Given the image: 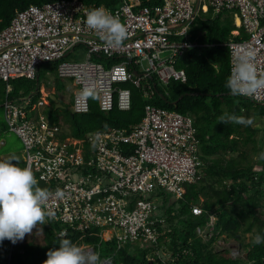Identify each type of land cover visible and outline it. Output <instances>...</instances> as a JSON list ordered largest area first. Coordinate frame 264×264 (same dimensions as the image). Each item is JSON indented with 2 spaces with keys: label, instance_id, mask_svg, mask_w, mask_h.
I'll return each mask as SVG.
<instances>
[{
  "label": "built area",
  "instance_id": "1",
  "mask_svg": "<svg viewBox=\"0 0 264 264\" xmlns=\"http://www.w3.org/2000/svg\"><path fill=\"white\" fill-rule=\"evenodd\" d=\"M157 1L119 0L116 7L106 9L127 28L123 46L115 49H106L85 23L87 13L101 6H86L78 0L30 5L0 30V80L5 84L1 107L6 129L22 144L24 159L19 163L30 167L37 181L53 193L46 204V211L53 213L48 221L68 227L80 239L98 229L96 249L80 246L99 257L102 244L111 239L118 248L127 243H158L165 230L158 231L164 218L156 216L154 191L181 199L184 184L194 183L205 173L193 117L148 103L139 122L129 128L61 139L59 125L42 111L48 104L44 96L36 105L28 98H8L9 81H37L40 66L54 63L57 76L76 87L71 113H88L93 100L103 113L128 112L132 93L127 85L151 99L158 94L156 84L186 83L185 72L174 67L175 58L201 46L188 39L189 27L209 8L215 13L232 12L236 25L248 35L225 45L230 74L236 58L246 53L251 54L258 74L264 73V0ZM242 97L264 105V89ZM57 189L63 198L55 196ZM133 194L140 198L131 200ZM191 213L202 216L204 212L192 205ZM206 220L205 227L196 228L200 236L214 226L215 214H207ZM9 242L8 258L14 245ZM156 254L162 257L149 256V264H173L177 259L164 246ZM113 257L100 260L115 264Z\"/></svg>",
  "mask_w": 264,
  "mask_h": 264
},
{
  "label": "trees",
  "instance_id": "2",
  "mask_svg": "<svg viewBox=\"0 0 264 264\" xmlns=\"http://www.w3.org/2000/svg\"><path fill=\"white\" fill-rule=\"evenodd\" d=\"M52 1L59 0H0V30L9 24L18 11L30 5L41 6ZM78 1L87 6H104L106 9H112L119 4V0ZM158 2L156 0V3ZM193 25L197 26L198 37L195 41L201 46L186 50L175 58L174 64L175 69L185 72L186 83L171 81L162 87L156 84L158 94L151 99H144L139 90L127 85L132 93L131 108L128 112L115 109L103 113L94 100L91 101L90 110L86 114L67 112L61 117L58 115L59 109H55L50 100V107L45 111L48 120L61 128V139L66 136L82 139L87 133L95 131L129 128L139 122L144 113V106L148 103L181 114H190L194 119L200 140V160L205 167V173L194 183L184 184V196L173 200L170 205L164 204L163 192L154 191L151 198L155 201L157 211L163 212L164 218V224H158L157 227L160 232L165 230L164 234L156 245L127 243L118 248L114 239L103 243L100 257L114 255L115 264H149V256L162 257L156 254L162 246L177 258L173 264H264V243H253L257 235L264 236V151L259 148V158L255 161L249 160L239 149V143L247 138L251 126L223 124L218 119L225 112L249 119L254 106H264L252 103L242 96H232L225 87L230 75L229 51L225 45L230 41H242L248 35L243 26L237 27L234 24L232 12L229 11L213 13L209 8L206 13H199ZM234 31L238 33L234 34ZM43 65L46 67L42 70ZM43 65L38 70L37 81L24 78L10 80L11 91L8 98H21L16 95L19 90L30 92L36 83L37 88L32 93L31 100L32 103L37 102L40 97V80L43 79L44 84L48 86L49 73L56 74L54 83L57 85L58 79H61L57 77V64ZM57 87L61 91L59 85ZM160 94L165 100L159 97ZM175 101L177 103L172 105ZM49 111L54 115L53 119H50ZM62 118L68 129H64L61 124ZM247 142L248 140H245V143ZM18 166L22 167V163H18ZM40 187L49 189L44 184ZM192 205L201 208L204 215L193 216L190 213ZM207 214L216 215L214 226L207 231L208 239L200 238L196 234V227L206 221ZM47 223L49 228H45V225L42 227L44 244L33 246L21 242L17 247L14 244L8 258L9 240L0 243V264H43L47 259V252L59 248L62 239H70L78 245L85 244L96 249L98 229L93 228L88 236L80 239L78 233L66 226L48 220ZM64 229H67L66 235L58 237ZM248 234L250 238L244 242V237ZM220 240L224 243H227V240L238 243L243 249L242 253L247 255L246 258H231L223 245V249L218 250L216 247L219 246L217 243Z\"/></svg>",
  "mask_w": 264,
  "mask_h": 264
},
{
  "label": "clouds",
  "instance_id": "3",
  "mask_svg": "<svg viewBox=\"0 0 264 264\" xmlns=\"http://www.w3.org/2000/svg\"><path fill=\"white\" fill-rule=\"evenodd\" d=\"M85 23L89 29L98 34L106 49H115L123 46L128 35L126 26L116 16L106 10L104 6L90 10L86 15ZM234 24L236 25L235 18ZM225 87L229 89L230 95L245 97H252L259 90L264 89V73L258 74L250 53L236 58L231 74L226 80ZM39 93L40 97L37 102L32 103L31 97L33 95L28 97V100L30 104L36 105L42 99V96H44L48 104L42 108V111L46 114V108L50 107L51 100L49 97L50 95H54V93L41 91V86ZM218 119L223 124L235 123L245 126H251L253 124V120L250 118L246 119L242 116L227 112ZM18 163L14 156L0 160V243L7 239L13 244H16L18 241H22L26 234H31L34 228L42 232V227L38 228V225L47 224V220L53 217V213L46 211L47 201L53 193L49 189L39 186L30 167L22 168L18 166ZM55 196L57 198H63L64 193L62 190L57 189ZM136 198H140V196L133 194L130 199L135 200ZM156 216L160 217L158 215ZM196 234L200 236L197 232ZM253 243H264V236L257 235ZM246 256V254L242 253L238 257L246 258ZM43 264H103V262L94 251L85 249L70 239H62L59 242V248L47 252V259Z\"/></svg>",
  "mask_w": 264,
  "mask_h": 264
},
{
  "label": "rangeland",
  "instance_id": "4",
  "mask_svg": "<svg viewBox=\"0 0 264 264\" xmlns=\"http://www.w3.org/2000/svg\"><path fill=\"white\" fill-rule=\"evenodd\" d=\"M213 13L215 12L213 11ZM233 19H234V16H233ZM196 29H197V26H194V25L189 27V30H190V36L188 38L189 40L193 41L197 39L198 36H197ZM164 55L165 54H162V57ZM45 67L46 65H43L41 69L43 70ZM49 74H50L49 83L51 84L46 86L44 84V80L41 79L40 80L41 86H43L46 93L47 91L54 93L57 99L63 104V109H59L58 115H60L61 117H64V115L67 112L71 114V105H72L76 87H73L71 85V82L66 79H58L57 85H59L61 89V91H59L57 89L58 88L57 85L54 83L56 74H53V73H49ZM33 86L34 87L32 91L25 92L24 89H21L16 95H19L23 99L30 97L32 93H34L35 89L37 88L36 83H34ZM4 99H5L4 84L0 81V160L8 159L14 156L16 157L18 162H23L24 155L22 153L21 142L14 134L8 133V131L6 130L5 124H4L3 109L1 107L4 102ZM48 115L50 119L54 118V115H52L50 111ZM249 118L253 120V124L251 125V129L249 130V132H247V138L240 140L241 143H239L240 145L239 149L242 151V153H244V155L248 157L249 160L255 161L259 158V153H260L259 148L263 149L264 151V132H263L264 130V106H257V107L254 106L252 110L250 111ZM61 124L64 126V129L69 128L67 125L64 124L63 118L61 119ZM245 140H248V142L245 143ZM38 183H39V186L43 185L41 182H38ZM162 194L164 195L162 200H164V204L166 203V205L167 204L170 205L172 201L175 200L174 197H172L171 194L169 193H162ZM262 202H264V200H262ZM157 203L160 204L159 202ZM156 215L158 216L160 215L163 217V212L157 211ZM44 225H45V228L46 227L49 228L48 223ZM200 226L205 227L206 222H204ZM39 227H43V225H38V228ZM43 236L44 234L41 231H37V229L34 228L31 234H26L24 239L22 241H18L15 245L17 247L19 243L27 242L30 245L35 246L37 244V246H39L38 243L44 244V242L42 241ZM204 236H205V232L201 235V237H204ZM208 238L209 237H207L206 239ZM249 238H250V234L245 235L244 242H247ZM217 244L219 246H217L216 248L218 250H222L223 249L222 245H223L224 249H226V251L230 254L231 258H234V257L239 258L238 256H241L243 252V249L240 247V245H238V243H236L233 240H227V243L225 241L224 244L222 241H219Z\"/></svg>",
  "mask_w": 264,
  "mask_h": 264
},
{
  "label": "water",
  "instance_id": "5",
  "mask_svg": "<svg viewBox=\"0 0 264 264\" xmlns=\"http://www.w3.org/2000/svg\"><path fill=\"white\" fill-rule=\"evenodd\" d=\"M159 97L163 100L164 97L162 95H159ZM181 98V97H180ZM179 98V99H180ZM49 99L52 101V103L54 104L55 109H63V105L59 102V100L54 96V95H50ZM167 104H170L169 102H166ZM177 103V101L173 102L172 105H175Z\"/></svg>",
  "mask_w": 264,
  "mask_h": 264
},
{
  "label": "crops",
  "instance_id": "6",
  "mask_svg": "<svg viewBox=\"0 0 264 264\" xmlns=\"http://www.w3.org/2000/svg\"><path fill=\"white\" fill-rule=\"evenodd\" d=\"M47 84L49 85V84H51V83H47ZM41 91H43V92L45 91V89L43 88V86H41ZM47 93H49V92L47 91ZM221 241H222V240H221ZM222 242H223V241H222ZM223 243H224V242H223Z\"/></svg>",
  "mask_w": 264,
  "mask_h": 264
},
{
  "label": "bare ground",
  "instance_id": "7",
  "mask_svg": "<svg viewBox=\"0 0 264 264\" xmlns=\"http://www.w3.org/2000/svg\"><path fill=\"white\" fill-rule=\"evenodd\" d=\"M236 23L238 24V22L236 21Z\"/></svg>",
  "mask_w": 264,
  "mask_h": 264
}]
</instances>
